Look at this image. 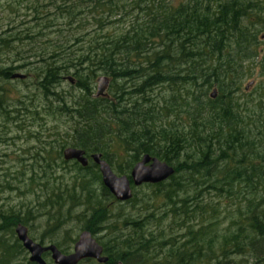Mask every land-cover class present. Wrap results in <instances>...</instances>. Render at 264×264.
Wrapping results in <instances>:
<instances>
[{"label":"trees","instance_id":"1","mask_svg":"<svg viewBox=\"0 0 264 264\" xmlns=\"http://www.w3.org/2000/svg\"><path fill=\"white\" fill-rule=\"evenodd\" d=\"M129 1L48 0L47 5L34 7L36 16L39 9L52 5L54 21L42 24L36 34L28 30L18 33H25L18 39L25 43V55L19 53L16 57L24 60V65L4 67L1 76L9 79L16 70L37 67L38 84L45 99L57 102L59 113L69 115L78 126L68 146L82 149L87 157L100 154L110 167L111 159L124 154L127 159L124 166L115 167L118 174H129L144 155L172 166L174 174L168 179L170 182L152 187L155 193L167 187L163 195L167 201L177 192L192 191L193 195L183 202L193 205L185 217L194 220L199 209L195 193L204 185L222 194L224 190L232 191L234 185L244 179L250 184L252 176L258 178L256 173L248 174L249 170L254 173L256 167L247 168L240 160L236 162L238 166L224 167L222 178H217L215 169L219 162H232V154L237 150L257 149V139L264 144V108L261 106L264 95L259 94L256 105L252 104L254 100L239 105L235 98L243 81L253 74L254 67L259 66L262 75L264 72V50L261 54L254 49L259 43L257 36L264 31V0H187L179 4H175V0ZM127 7L134 17L124 26V31L117 35L114 30H108L120 22ZM86 15L96 29L104 33L89 38L82 33L63 35L61 22L80 29L89 19ZM36 20L37 16L34 17L37 23ZM47 31L57 35L56 41L47 40L39 46L33 35L46 36ZM12 40L11 37L0 40V48H7ZM69 75L71 82L76 78V87L82 93L71 107L53 92L61 77ZM98 76L111 80L113 94L109 99L91 97L89 83ZM159 88L170 90V98L162 106L155 103L146 108L145 103L152 101L149 93ZM259 89L263 90L264 86ZM209 90L215 91L214 99L207 94ZM133 97L138 100L129 103ZM174 109L177 118L181 117L177 119L179 128L162 122ZM3 112L8 114L6 110ZM183 117L186 118L184 125ZM113 145L122 151H112ZM75 166L78 170L97 168L90 163L86 168L77 163ZM95 178L100 181V174L95 172ZM215 183L223 186L217 187ZM256 184L255 181L251 186L255 188ZM81 192L86 198L80 204H84L88 212L84 230L93 237L104 231L102 224L109 217V210L101 201L92 199L93 192L88 187L81 188ZM102 194L106 200L113 199L104 187ZM259 216L264 218L255 209L249 212L248 228L261 239L263 249L264 221L260 225ZM0 217V235L8 233L14 237L15 227L26 225V221L12 211ZM128 219L124 218L123 227L128 225ZM129 226L137 233V240L125 238L108 249L101 246L103 255L108 258L106 264H196L213 242L205 241L207 235L202 228L188 229L181 247L168 249L162 261L155 263L148 256L149 249L162 250L164 244L174 242L173 238L164 242L160 235L153 237L138 221L130 222ZM234 233L231 239H223V247L233 246L223 254L232 251L236 254L241 247V227ZM252 244L250 242L248 248ZM56 248L65 254L64 250ZM24 253L17 239L7 243L0 238V264H20L18 257Z\"/></svg>","mask_w":264,"mask_h":264},{"label":"rangeland","instance_id":"2","mask_svg":"<svg viewBox=\"0 0 264 264\" xmlns=\"http://www.w3.org/2000/svg\"><path fill=\"white\" fill-rule=\"evenodd\" d=\"M186 1L175 0V4ZM47 3L48 0H0V40L8 37L13 39L7 48H0V215H6L11 211L18 214L26 221L28 236L35 243L42 246H58L65 251V254H70L78 236L85 231L86 220L84 219L87 218L88 212L85 210V205L80 202L86 198L81 188L88 187L93 192L92 199L101 201L102 205L109 210V217L102 224L104 231L93 236L100 246H106L108 249L121 243L125 238L137 240L138 235L129 223L138 221L140 225L146 226L147 233H152L153 237L160 235L164 242L173 238L174 242L164 244L162 250L149 249L148 256L157 263L162 261L168 249L181 247L188 229L197 231L202 228L207 235L205 241L213 240V242L210 247H206L207 251L203 252V256L198 257L199 262L196 264H217L218 262L220 264H264L263 243L255 234H251L248 228L250 221L248 214L252 209H255L259 215H264V144L260 138L255 144L257 149L237 150L232 154V162H219L215 169L217 178H222L225 174L224 167L230 169L238 166L236 162L240 160L241 164L247 168L256 167L254 173L249 170L248 174L256 173L258 178L253 179L252 176L253 183L250 184L248 179H244L245 181L236 183L232 191L224 190L222 194L211 191L207 188L208 185H204L198 193H195L199 209L195 213L194 220H187L185 217L193 205L188 201L183 202L193 195L192 191L177 192L170 196L171 201H167L163 198L167 187L160 188L159 192L155 193L152 187L155 185H142L132 188V198L127 202L119 203L112 196L113 199L106 200L102 194L101 178L100 181H96L95 178V172L99 174L97 168L78 170L75 166L76 162L63 160L62 151L70 147L68 144L72 143L73 131L78 126L69 115L59 113L57 102L45 99L43 90L38 84L37 67L28 66L13 72L25 76L23 80L6 79L1 76V70L4 67L24 65V60L20 61L16 57L19 53L22 56L25 55V43L18 40L22 39L25 33L21 35L18 33L28 30L27 32L36 34L35 32L41 31L42 24L54 21L52 5L39 9L36 15L37 23L34 21L36 17L34 7H42ZM129 3L130 1L127 4ZM128 10L129 7L121 16L120 22L115 27H108V30L111 32L114 30L117 35L123 32L124 26L134 17V14ZM86 18H89L88 15ZM60 25H62L63 35H67L68 32L82 33L89 38L94 34L104 33L103 30L96 29L90 18L87 19V23L82 24L80 29L73 28V25L68 27L62 22ZM33 37L36 38L34 40L39 46L47 40L56 41L57 39V35L52 31H47L46 36L33 35ZM257 37L259 43L254 49L262 54L264 31ZM70 76H62L59 85L53 89L54 94L62 97L68 107L77 102L82 95L76 87L78 81L75 78L70 83L68 78ZM99 78L101 76L89 83L92 98H97ZM104 78L107 79L108 85L102 98L109 99L113 94L110 87L111 80L106 76ZM261 85L264 86V72L262 75L257 66L254 67L253 74L246 77L239 91L235 93L238 104L254 100L252 104L256 105L259 94L260 97L264 95V89H259ZM168 91L165 88H159L150 92L149 97L152 101L146 102L145 107L148 108L149 104L155 105V103L162 106L164 101L170 98L171 91ZM211 93L212 91L209 90L207 94ZM135 100L137 101L138 98L133 97L129 103ZM59 106L64 108L61 104ZM261 106L264 108V102ZM1 109L6 110L8 114ZM249 110L252 111V108ZM165 117L167 119L162 120L164 124L179 128L177 119L181 117L177 118L175 109L167 113ZM185 121L186 118L183 117L182 125L186 123ZM62 146L63 149L60 151ZM112 151L122 150L113 145ZM59 153H61L60 157ZM218 154L217 151V156ZM125 160L127 159L124 154L111 159L110 164L115 175L130 176V173L120 175L115 170L117 166L123 167ZM89 163L94 166L91 160ZM255 181L257 184L253 188L251 185H254ZM168 182L170 181L167 180L162 184ZM221 183L214 185L222 187ZM229 192L231 195L227 194ZM74 197L76 201H73ZM125 217L130 219L127 221L128 225L123 227ZM263 219L259 216L260 225ZM1 222L0 217V224ZM239 227H241L239 245L241 247L236 254L233 251L223 254L225 249L228 251L233 249L232 245L223 247V239H231L230 237ZM1 237L7 243L16 239L15 234L11 237L8 233L1 234ZM250 242L253 244L248 248L247 245ZM28 259L29 255L26 251L18 257L20 264L29 263ZM44 260L47 264H52L49 256L44 257ZM80 264L98 263L94 260H85Z\"/></svg>","mask_w":264,"mask_h":264},{"label":"water","instance_id":"3","mask_svg":"<svg viewBox=\"0 0 264 264\" xmlns=\"http://www.w3.org/2000/svg\"><path fill=\"white\" fill-rule=\"evenodd\" d=\"M11 78L23 80L25 77L14 74ZM97 84L96 96L99 97L107 89L108 81L101 77L97 80ZM210 97L215 98V91L211 93ZM62 158L66 162L75 161L82 168H86L89 163L85 152L73 147L65 148L62 151ZM89 159L97 167L103 187L119 203L127 202L132 198V188L161 184L174 174L172 166L148 155L142 156L139 162L133 166L129 178L115 175L100 154H92ZM14 234L22 248L28 253L30 264H47L43 258L44 254H49L52 264H79L85 260H94L98 264H106L108 261V258L103 256L102 247L87 231H83L78 236L70 254L61 253L54 245L42 246L35 243L29 238L27 228L21 224L15 227Z\"/></svg>","mask_w":264,"mask_h":264},{"label":"flooded vegetation","instance_id":"4","mask_svg":"<svg viewBox=\"0 0 264 264\" xmlns=\"http://www.w3.org/2000/svg\"><path fill=\"white\" fill-rule=\"evenodd\" d=\"M14 74H18V73H12V75H11L9 78L12 79L11 77H12ZM24 77H25V76H24ZM12 80H14V79H12Z\"/></svg>","mask_w":264,"mask_h":264}]
</instances>
